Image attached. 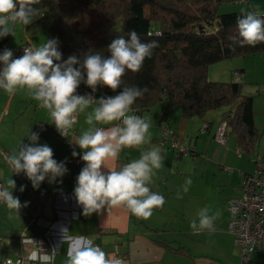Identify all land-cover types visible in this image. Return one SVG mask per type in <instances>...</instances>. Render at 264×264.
<instances>
[{"label": "crops", "instance_id": "1", "mask_svg": "<svg viewBox=\"0 0 264 264\" xmlns=\"http://www.w3.org/2000/svg\"><path fill=\"white\" fill-rule=\"evenodd\" d=\"M25 34L27 41L30 35L27 30ZM251 56L257 58V55ZM260 56L264 59V53ZM250 65L251 60L245 57L237 59L232 68H244L245 74ZM225 71L222 72V65L213 67L211 64L208 74L214 77L215 73L217 80H230L231 69ZM101 96H107L105 86L94 95L96 99ZM223 108L222 120L228 107ZM91 110L89 108L78 115L74 130L67 136L59 135L56 129L39 136L38 143L51 147L54 159L63 162L68 169L56 182L50 183L46 179L39 188H34L26 174H14L0 156V181L6 185L8 179H14L16 188L12 190L22 204L27 202V207L11 214L5 204H0V264L6 256L15 258L22 254L28 259L33 252L36 259H28L29 264H67L69 245L62 240L63 228H67L71 237H88L94 245L115 258L122 256V264H262L260 248L249 261L242 262L240 247L228 227L232 218L228 199L243 192L244 175L253 172L257 165L252 156L260 154L264 157V149L254 150V145L251 151L244 150L230 128L226 132L227 142H219L215 138V113L208 115L212 110L203 116L185 117L179 106L166 108L157 104L150 112L139 115L151 124V143L123 148L118 159L109 161L108 166L118 169L139 159L146 149L160 147L163 166L156 170L150 190L163 195L165 204L154 209L147 220L138 219L123 206L110 211L105 208L101 213L85 216L74 194L77 177L85 162L81 159L83 150L74 141L89 128L86 114ZM164 111L166 114L163 116ZM259 112H264L262 92L255 93L254 98L258 129L264 126V117ZM51 119L48 110L40 107V102L32 98L27 88L18 90L15 95H9L0 88V153L18 152L23 143H30L29 137L36 123L50 122ZM116 123L96 126L108 128ZM204 123H208L206 130H203ZM163 124L168 125L175 137L191 148L189 153H180L173 148L172 138L161 143ZM73 151L79 155L74 157ZM246 154L249 161L245 162L243 155ZM74 159L81 161L76 163ZM189 177L192 183L184 192L185 181ZM21 186H25L23 192L19 190ZM205 207L209 209V215L219 213L214 221V231L194 233L191 221L195 219L199 223L197 213ZM50 229L57 249L54 256L51 254L55 248L53 245H41L36 241L40 237L45 238ZM23 238L28 240L23 241ZM42 255L50 258L41 261Z\"/></svg>", "mask_w": 264, "mask_h": 264}, {"label": "clouds", "instance_id": "2", "mask_svg": "<svg viewBox=\"0 0 264 264\" xmlns=\"http://www.w3.org/2000/svg\"><path fill=\"white\" fill-rule=\"evenodd\" d=\"M55 2L58 3V0ZM40 3L41 0H0V38L14 36L17 24H32L39 15L37 5ZM237 26L241 47L264 43V18L247 13L238 18ZM129 36L130 39L123 36L114 39L107 49L109 56L90 51L82 57L73 54L63 60L58 38L47 39L39 47H25L24 54L18 58H14L11 49H4L0 53V88L9 95L27 88L32 98L40 102V107L48 110L62 136H67L80 113L92 109L86 114L89 128L74 141L83 150L81 159L85 162L74 189L75 198L85 216L101 213L105 208L110 211L123 206L138 219L147 220L154 209L165 204L163 195L150 190L156 170L163 166L160 147L146 149L139 159L118 169L108 166L109 161L118 159L123 148L151 143L150 122L132 114L136 100L142 98L148 89L127 86L123 77L128 71L140 72L145 60L150 59L158 47V42L142 41L134 30ZM82 83L92 93L97 92L100 86L108 87L113 92L121 88L122 91L115 96L96 99L92 94L78 93ZM113 122L117 123L108 128L96 126ZM29 141L28 144L23 143L18 152L0 153L14 174H26L33 187L39 188L46 179L54 183L67 173L66 165L54 159L53 149L47 144L38 143V133L31 132ZM72 155L75 157L79 153L73 151ZM191 183V178H187L184 192L188 191ZM15 188L16 181L12 178L6 181V186L0 184V203L7 206L10 214L19 213L23 207H27V202L22 204L9 190ZM19 190L23 192L25 186ZM218 215H209L207 207L200 209L197 213L199 223L195 219L191 221L193 232L214 231V221ZM61 231L63 242L69 245L67 264H122L121 260L94 245L88 237H71L67 228ZM56 252L57 249L53 248L52 256ZM49 258L47 255L40 257L41 261ZM28 259L35 260L36 253L33 252ZM6 264L12 262L9 260Z\"/></svg>", "mask_w": 264, "mask_h": 264}, {"label": "trees", "instance_id": "3", "mask_svg": "<svg viewBox=\"0 0 264 264\" xmlns=\"http://www.w3.org/2000/svg\"><path fill=\"white\" fill-rule=\"evenodd\" d=\"M238 1L247 0H41L39 15L26 30L30 37L45 30L47 39L58 38L63 60L90 51L109 56L111 42L121 36L130 39L133 30L142 41H157L142 70L123 77L127 86L148 89L136 100L132 114L141 115L157 104L179 106L185 117L228 107L223 113L227 129L244 150L251 151L261 133L255 123V94L245 92L240 78L244 68L234 70L230 80H213L208 74L215 62L264 50V43L254 47L238 43V18L255 12L220 10ZM255 14L264 18V13ZM120 91L105 87L107 96ZM89 92L82 83L78 93Z\"/></svg>", "mask_w": 264, "mask_h": 264}, {"label": "built area", "instance_id": "4", "mask_svg": "<svg viewBox=\"0 0 264 264\" xmlns=\"http://www.w3.org/2000/svg\"><path fill=\"white\" fill-rule=\"evenodd\" d=\"M28 46H32L30 39H27V41L16 47H11L5 41V37L0 38V53H2L4 49H11L14 53V58L22 56L24 54V48ZM0 67H2V64H0ZM235 74L238 75L237 72ZM95 93H92V90L90 89L89 94L94 96ZM227 126L228 120L227 118H223L215 134V138L221 143L227 142ZM207 127L208 123H204L203 130H206ZM50 129L57 130L52 119L50 122H37L32 132L38 133L40 136L41 133L49 131ZM73 130L74 125L72 129L69 130V132ZM161 131L162 143H166L169 138H172V147L178 152H190L191 148L183 141L178 140L175 137L173 130H171L168 125L163 124ZM58 133L61 135L59 131ZM252 159L257 163V165L253 172H249L244 175L243 192L239 195L231 196L228 199V207L232 213V218L229 221L228 227L229 230L235 235V241L240 247L242 262L244 263L249 261L252 258L254 252L260 248L262 250V264H264V157L260 154H257L252 156ZM73 161L78 163L81 161V159H74ZM0 184L4 183L0 181ZM9 190L13 192L14 196H16L15 191L12 189ZM51 236L52 232L50 229L46 232L45 238L40 237L36 239V241L40 242L41 245L50 244L55 247L56 244L54 243V239ZM26 240L28 239L23 238V241ZM122 258L123 257L120 255L116 256V259L121 260ZM9 260L12 262V264H29L28 259L22 254L17 255L15 258L6 256L2 260L1 264H6V262Z\"/></svg>", "mask_w": 264, "mask_h": 264}, {"label": "rangeland", "instance_id": "5", "mask_svg": "<svg viewBox=\"0 0 264 264\" xmlns=\"http://www.w3.org/2000/svg\"><path fill=\"white\" fill-rule=\"evenodd\" d=\"M220 10L223 12L233 11V10H239V11H247V10L249 11L250 10L255 13L262 14L264 13V0H247V1H238V2H233V3H228V4L223 5ZM25 32H26V26L17 24L14 27V36L8 35L9 37L7 40L8 45L11 47H16L22 42L26 41L27 36ZM30 41H31L32 46L34 45L36 47H39L41 44L47 41L46 31L45 30L35 31L33 35L31 36ZM261 53H264V50L256 52V53H251V54H246V55H241V56L239 55V56H235L232 58L223 59V60L213 63L212 65L213 67H215L216 65H222V72H226L225 70L231 69L230 72L232 73V70L235 69V68H232V66L236 63L237 59H243L245 57L246 59H250L251 65L248 67V69H246L244 77H240V78L244 79L245 92H252L253 94L256 93V95H258V92L264 93V59L262 58V56H260ZM251 55H257V58H254V56H251ZM248 57H252V58H248ZM240 66H243V65H240ZM214 74L215 73H213L212 75L214 77H210V76L209 77L210 79L217 80L215 79ZM251 82L253 83L251 84ZM101 87L103 86H100L98 89H101ZM222 108L213 109L212 111L208 113V115L209 114L214 115L215 113V119H216L215 130L216 128L217 129L219 128L220 123L222 121V119H220L222 116V111L224 109ZM258 114L264 117L263 115L264 112L262 113L259 112ZM263 122H264V119H263ZM262 125H264V123H262ZM261 128L259 129L261 134H260L259 139L255 143L254 150L262 151L264 149V126H262ZM243 156H244L243 158L245 162L249 161L247 159L248 158L247 154Z\"/></svg>", "mask_w": 264, "mask_h": 264}]
</instances>
